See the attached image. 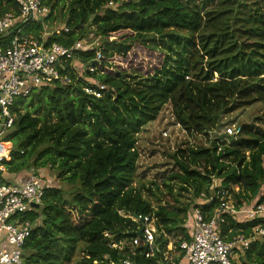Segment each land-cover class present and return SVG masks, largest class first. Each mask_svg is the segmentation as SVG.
Listing matches in <instances>:
<instances>
[{"label":"trees","instance_id":"trees-1","mask_svg":"<svg viewBox=\"0 0 264 264\" xmlns=\"http://www.w3.org/2000/svg\"><path fill=\"white\" fill-rule=\"evenodd\" d=\"M40 1L50 7L45 26L30 24L27 33L40 37L46 30L48 43L67 48L93 38L58 63V79L11 109L14 122L5 136L11 148L0 185L30 176L47 182L39 206L27 215L35 226L21 264H180V243L192 238L186 229L192 207L208 221L222 201L237 210L264 202V0ZM9 12L18 14L15 0H0V16ZM130 53L126 66L115 63L116 55ZM256 103L262 116L235 134L223 133L225 116ZM166 106L189 138L215 135L206 147L170 154L162 187L172 202L154 207L145 197L155 196L152 187L135 183L136 133ZM44 169L54 171L59 185ZM218 190L228 196H212ZM133 215L153 221L152 255H144L141 242L132 244L140 225ZM243 215L225 211L219 234L225 241L236 234L250 239L232 264H264V236L255 234L264 219Z\"/></svg>","mask_w":264,"mask_h":264},{"label":"built area","instance_id":"built-area-1","mask_svg":"<svg viewBox=\"0 0 264 264\" xmlns=\"http://www.w3.org/2000/svg\"><path fill=\"white\" fill-rule=\"evenodd\" d=\"M15 2L18 7L17 15L9 12L0 16V170H4L3 160L10 153L11 143L5 140V136L14 122L12 106L18 98L27 97L45 82L58 79V63L72 57L73 51L81 47L79 42L71 48L56 42L48 43L47 36L50 33L46 30L41 32L40 37L27 33L26 27L30 24L45 26L44 20L50 13V7L40 0ZM97 57H100L99 53ZM88 70L92 71L93 68L88 66ZM85 91L99 96L91 87H86ZM223 133L232 135V130L225 127ZM45 184L39 177L30 176L19 183L0 185V264L22 263V247L35 226V222L27 215L30 210L35 209L31 203L40 204ZM212 196L223 198L228 193L226 190H218ZM201 197H204V193ZM225 211L242 213L248 220L264 219V202H255L237 210L229 201H222L208 221L199 207H192L189 216L192 238L180 243V248L184 251V264H232L237 250L249 248L250 239L242 234L232 236L229 241H225L219 234L217 224ZM131 217L140 224L138 231L141 230L144 237L141 239L136 235L132 244L141 242L145 246L144 255H152L157 250L153 221L148 215ZM255 230L256 235L264 236V229ZM121 264L132 262L124 259Z\"/></svg>","mask_w":264,"mask_h":264},{"label":"rangeland","instance_id":"rangeland-1","mask_svg":"<svg viewBox=\"0 0 264 264\" xmlns=\"http://www.w3.org/2000/svg\"><path fill=\"white\" fill-rule=\"evenodd\" d=\"M92 36L88 35L85 40H80L79 43L83 46L90 43ZM163 41H158L159 46L163 44ZM173 45L172 42L169 43V46ZM175 50H180L182 47L180 45L174 47ZM141 49V48H139ZM131 57V59H130ZM134 57L133 53L128 54L125 58L115 56L116 64L118 66H126L129 60H132ZM181 63L180 60L170 63L169 69ZM160 82H165L166 77L164 74L160 73L156 75ZM149 81H156L155 76H152ZM262 106L259 103H256L246 109L237 110L231 115L225 116L222 119V122L226 124L225 127H229L232 130L233 134L239 131L241 124H247L253 122L254 118L262 116ZM232 122V123H227ZM224 127V128H225ZM222 128L221 130H223ZM264 129V127H262ZM220 130V132H221ZM209 135H199L197 137H188L186 132L182 130L179 125L174 123V120L170 113L169 106L164 107L158 116V118L152 122H149L141 127L139 132L136 133V149L138 151V160H137V170H136V179L135 183H142L145 186H151L155 196L146 194L145 197L151 202L152 206H157L158 203L167 204L172 202V198L168 195L162 187V182L166 181L167 174L172 168L173 161L170 157V154L177 149L189 148H198L206 147L211 143ZM9 148V147H8ZM11 148V147H10ZM45 170V171H44ZM43 172L52 180L54 185H59L57 178L55 177L54 171L51 169H44ZM150 182H155L159 189H155V186L150 185ZM215 185L219 181L214 180ZM47 183V182H46ZM264 191V184L261 187L260 192ZM180 196V199H185V193ZM189 196V194H188ZM157 198L160 199V202H157ZM199 202V198L195 200ZM123 215L127 216L126 213L121 212ZM237 254L234 256V260H237ZM71 264H76L73 261Z\"/></svg>","mask_w":264,"mask_h":264},{"label":"water","instance_id":"water-1","mask_svg":"<svg viewBox=\"0 0 264 264\" xmlns=\"http://www.w3.org/2000/svg\"><path fill=\"white\" fill-rule=\"evenodd\" d=\"M31 206L34 207V208H37L39 205L36 204V203H31ZM136 235L139 236L141 239L144 238L143 235H142L141 230L137 231V232H136Z\"/></svg>","mask_w":264,"mask_h":264},{"label":"crops","instance_id":"crops-1","mask_svg":"<svg viewBox=\"0 0 264 264\" xmlns=\"http://www.w3.org/2000/svg\"><path fill=\"white\" fill-rule=\"evenodd\" d=\"M191 228H192V223L188 219L186 229H187L188 232H190V235H191ZM180 264H184L183 259L181 260V263Z\"/></svg>","mask_w":264,"mask_h":264}]
</instances>
